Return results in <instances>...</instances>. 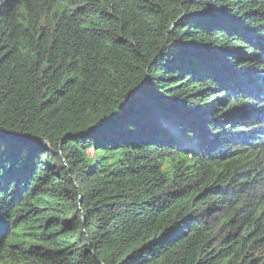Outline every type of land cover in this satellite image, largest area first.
<instances>
[{
    "label": "trees",
    "instance_id": "16d2710c",
    "mask_svg": "<svg viewBox=\"0 0 264 264\" xmlns=\"http://www.w3.org/2000/svg\"><path fill=\"white\" fill-rule=\"evenodd\" d=\"M0 264H264V0H0Z\"/></svg>",
    "mask_w": 264,
    "mask_h": 264
},
{
    "label": "rangeland",
    "instance_id": "374dc122",
    "mask_svg": "<svg viewBox=\"0 0 264 264\" xmlns=\"http://www.w3.org/2000/svg\"><path fill=\"white\" fill-rule=\"evenodd\" d=\"M135 97H138V96H140V93H135V94H133ZM163 120V119H162ZM167 122V125H169L170 127H172V128H174V129H176V127H174L173 126V123L172 122H170V121H166Z\"/></svg>",
    "mask_w": 264,
    "mask_h": 264
}]
</instances>
